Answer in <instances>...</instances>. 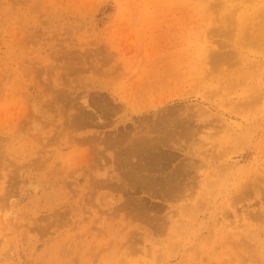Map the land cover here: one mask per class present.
I'll return each mask as SVG.
<instances>
[{"label": "rangeland", "instance_id": "374dc122", "mask_svg": "<svg viewBox=\"0 0 264 264\" xmlns=\"http://www.w3.org/2000/svg\"><path fill=\"white\" fill-rule=\"evenodd\" d=\"M0 264H264V0H0Z\"/></svg>", "mask_w": 264, "mask_h": 264}, {"label": "crops", "instance_id": "0c3cea01", "mask_svg": "<svg viewBox=\"0 0 264 264\" xmlns=\"http://www.w3.org/2000/svg\"><path fill=\"white\" fill-rule=\"evenodd\" d=\"M83 129H84V131H83ZM81 136H80V138L81 139H83V138H88V137H90V136H92V135H89V133L88 132H90L89 130H88V128H81Z\"/></svg>", "mask_w": 264, "mask_h": 264}, {"label": "bare ground", "instance_id": "6f19581e", "mask_svg": "<svg viewBox=\"0 0 264 264\" xmlns=\"http://www.w3.org/2000/svg\"><path fill=\"white\" fill-rule=\"evenodd\" d=\"M77 124H79V122H77ZM158 158V157H157Z\"/></svg>", "mask_w": 264, "mask_h": 264}]
</instances>
